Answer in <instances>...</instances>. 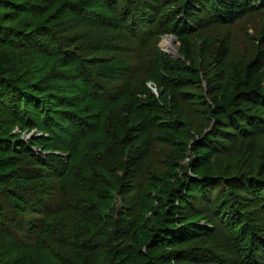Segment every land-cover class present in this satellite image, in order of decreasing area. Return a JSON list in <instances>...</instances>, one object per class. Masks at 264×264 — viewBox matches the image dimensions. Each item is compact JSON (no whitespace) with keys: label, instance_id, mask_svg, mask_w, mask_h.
Wrapping results in <instances>:
<instances>
[{"label":"rangeland","instance_id":"1","mask_svg":"<svg viewBox=\"0 0 264 264\" xmlns=\"http://www.w3.org/2000/svg\"><path fill=\"white\" fill-rule=\"evenodd\" d=\"M8 1L27 3L31 9L21 12L15 4L0 9V20L3 16L11 19L3 25L25 26L38 44L13 48L14 60L7 63L9 73L4 80L16 91L45 103L42 107L29 104L33 114L26 117L25 106L17 108L20 115L13 109L22 96H8L10 107L0 105V151L12 150L20 168L1 188L12 201L16 180L25 179L39 188L36 195L50 212L38 214L22 204L17 220H34L40 226L33 231L14 227L9 217L0 222L3 264H107L111 251H128L140 197L150 177L168 171L170 164L191 175V151L181 159L171 137L159 127L171 115L185 125L183 134L191 145L202 138L210 140L218 182L209 198L195 196L182 210L183 217L196 218L192 221L201 234L191 241L166 245L172 254L170 263L264 264V102L240 107L242 114L262 127H247L246 136L231 128L225 129V139L207 136L216 125L207 104L219 85L252 64L264 90V9L220 24L212 22L196 0ZM178 19L187 25L188 34L176 24ZM131 22H135L132 27ZM115 60L128 65L127 72L114 80L99 77L97 65ZM193 68L198 79L189 72ZM146 91L160 108L155 107L144 121ZM45 108L81 119L85 126L76 130L82 135L93 131L84 139L90 152L80 145L72 151L75 137L48 130L42 122ZM103 159L113 161L109 175L101 173ZM82 166L91 171L93 189L73 188L71 201L61 197L59 177L72 185L66 174ZM223 179L230 182L224 185ZM229 186L236 193L227 194L228 206L234 204L243 227L257 239L250 250L247 244L235 242L241 227L234 224L236 217H230L227 206L223 212L211 207L228 193ZM6 198L0 197V213L10 212ZM97 200L110 206L101 222L94 211Z\"/></svg>","mask_w":264,"mask_h":264},{"label":"trees","instance_id":"2","mask_svg":"<svg viewBox=\"0 0 264 264\" xmlns=\"http://www.w3.org/2000/svg\"><path fill=\"white\" fill-rule=\"evenodd\" d=\"M102 1L107 3L111 0ZM124 1H127L128 3L131 0ZM196 1L200 4L201 8L207 10L212 22L220 24H231L236 19L249 12L264 9V0ZM14 4L16 5L15 8H22L21 12H27L31 9V7H27L29 5L27 3H12L8 0H0V9L8 8V6H14ZM190 9L188 8L187 11L185 9L186 14H188V10ZM124 13L128 15L127 9ZM8 17L10 16H3L1 18L3 21L0 20V105L10 107L12 106V103L10 105L7 101L8 96H22L19 97L23 98L21 101H15L16 99L14 98L11 102L15 101L13 109L17 110V114H19L18 109H20L21 105L28 108V110L25 111L26 113L23 114V117H26L28 114H33V112L29 111H32L34 108L30 107L29 104L42 107L45 102L41 100L37 101L23 92L20 93V91H16L14 85H11L12 88L9 87L10 85L6 83L4 77L9 73L7 63L14 60L13 48L17 46L23 48L28 45L33 46L35 43L38 44V42L35 41L34 37H32L33 35H27L29 31L25 29V26H20L16 29L12 26L3 25L4 21L11 20L10 18L8 19ZM114 18L115 17L113 16V19ZM201 18L202 17L200 16L197 17V19ZM180 22L181 19H178V21L176 20V24L180 25L184 35L188 34L189 28L183 21L181 24ZM123 24L124 23L121 24L122 27L124 26ZM134 25L135 22H131L130 26L132 27ZM130 26H126V29L128 30ZM128 69V65H126L123 61L115 60L107 64L97 65L96 73L101 78L114 80L123 76ZM189 72L195 79L199 78V74L194 68L189 70ZM146 94H148L147 91ZM148 96L147 101H145L146 106L141 112L144 121L149 118V114L156 111L155 107L158 109L160 108L156 104L154 97L149 94ZM262 102H264V90L261 86L258 73L251 64L244 68L242 72L233 74L229 81L219 85L214 97L208 101L207 113L216 125L207 136L210 138L214 135V137L225 139V129L227 130L230 128L234 129L241 136H246L250 133L247 127H249L250 130L262 127L263 125L259 121L257 122L251 120V117L242 114L240 109L242 103L259 105ZM41 114L44 116H42V122L45 126L47 125L46 128L52 133L61 135L66 134L71 137L73 136V138L75 137V141L70 147L72 151H77L80 145L86 151L90 152V148L84 139L86 137H90L91 133L93 134V131L91 129L85 130L83 133L84 135H82V131L79 129L76 130V127L80 128V126H85L81 119L71 117V114L64 115L61 112H53L47 108H45ZM38 116L40 117V114H38ZM168 118V122L163 125H159V127L171 137L174 142V146L180 153L181 159L185 158L186 152L191 151V159L189 163L191 175L186 173L185 170L183 171L179 165L170 164L168 171H165L164 173H162L163 171H157V175H152L150 177L151 182L148 187H146L145 191L142 192L140 197L139 214L137 215V220L134 223V231L131 233L129 240L131 247L128 251L122 253L116 250L111 251L113 253L107 264H171L170 257L172 254L165 250V246L168 244L176 245L181 242L191 241L198 234H201L200 229L197 228L198 226L192 221L196 218L192 216L183 217L182 210L190 206V200H193L195 196L201 197L202 199L209 198L212 188L217 184L218 180L214 176L213 165L211 162L214 156V149L211 147V142L210 140L208 141L207 138H202V140L200 139L201 141L191 140L193 141L191 145L186 141V137L183 134L185 125L182 122H179L174 115H171ZM83 140L85 143L82 144ZM91 147L93 149L92 144ZM13 153L14 152L12 150H8L6 152L0 151V197H7L6 191L1 188L2 184L7 181V178L20 169L15 163L17 157H15ZM112 162L113 161L111 159H103L101 161L100 170L103 175H109L108 168ZM178 170H182V172L176 173ZM28 171L29 173L34 174V172L32 173V170L27 169L26 172ZM76 171L77 172L75 173L70 172L66 174L67 179L72 178L73 186L69 183V181L66 183L67 181H64L62 176L59 177L60 184L57 187L58 191L61 197L66 196V198L70 201L74 199L72 192L73 188L78 190L80 189L81 191L93 189V182L90 177L91 171L88 170L86 166L79 167ZM91 175L94 176V173ZM35 176L39 177L40 175ZM79 179H81L82 185L79 184ZM222 182L226 185L230 182V180L228 181L223 179ZM15 187L17 188L16 191L11 192L14 199H12V201H8L6 198L7 203L10 206V212L6 211L7 213H0V222H3V220L7 221L10 218L9 220L14 227L26 232L29 230L33 231L40 225H34L32 223L34 220L32 219L26 220L25 222L18 221L17 219L21 218V216L19 217L17 210H21L23 203H27L29 208L36 210L35 213L38 214H49L50 209L47 204H45L43 200L36 195L39 190L36 185L27 183L25 179H18L16 180ZM41 189L42 187L40 190ZM229 189L228 193L225 195L223 194L219 200L214 201L211 207L215 208V210L217 209V211L218 208L221 209V211L222 209L225 211V207L227 206L230 217H236L234 224L241 227L237 237L234 236L235 242H240V246L247 244L248 246H246V249L248 247V250H250V248H253L256 245L257 239L252 232L243 227L244 222H242V217L234 211V204L232 203V205L229 204L228 206L230 197H228L229 195L227 194L236 193L230 186ZM113 190L114 189L112 188L109 192ZM91 202L92 201H90V203ZM96 205L97 206L94 209L95 216L98 221L101 222L103 211L106 209L109 210L110 206L103 203L101 204L98 200L96 201ZM104 205H106V207ZM12 215L17 218L11 219ZM97 228L98 226L94 227L91 232H94ZM233 234H236V232L234 231ZM29 238L33 240L31 234ZM1 258L2 255L0 254V264H3L4 261Z\"/></svg>","mask_w":264,"mask_h":264}]
</instances>
